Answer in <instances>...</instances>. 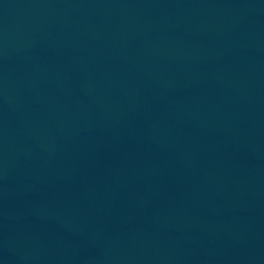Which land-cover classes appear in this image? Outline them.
Listing matches in <instances>:
<instances>
[{
	"label": "water",
	"instance_id": "1",
	"mask_svg": "<svg viewBox=\"0 0 264 264\" xmlns=\"http://www.w3.org/2000/svg\"><path fill=\"white\" fill-rule=\"evenodd\" d=\"M0 264H264V0H0Z\"/></svg>",
	"mask_w": 264,
	"mask_h": 264
}]
</instances>
